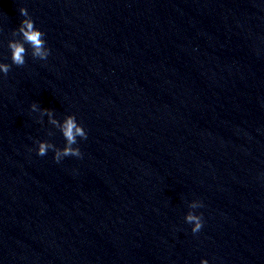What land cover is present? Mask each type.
Here are the masks:
<instances>
[{"label":"water","instance_id":"water-1","mask_svg":"<svg viewBox=\"0 0 264 264\" xmlns=\"http://www.w3.org/2000/svg\"><path fill=\"white\" fill-rule=\"evenodd\" d=\"M21 7L50 55L0 73V264H264V0H0L2 63Z\"/></svg>","mask_w":264,"mask_h":264},{"label":"clouds","instance_id":"clouds-1","mask_svg":"<svg viewBox=\"0 0 264 264\" xmlns=\"http://www.w3.org/2000/svg\"><path fill=\"white\" fill-rule=\"evenodd\" d=\"M19 13L24 19L20 22L19 27L13 31L14 37L19 36V39H12L8 42L10 50L11 64L0 62V73L4 76L10 72L12 65L22 67L26 63V55L28 50L25 45L27 44L31 49V56L33 59L47 60L50 55V49L46 45L45 33L35 27V23L29 15L26 8H19ZM33 112H40L41 118L47 115L49 123L60 130L66 143L63 148L56 147L49 141H36L38 145L37 155L43 157L51 150L54 153V161L60 163L65 157L82 158V153L79 147H74L77 144V138L87 139V132L85 128L77 122L75 115H67L63 121H59L54 117V113L49 109H40L37 103L31 105ZM42 122V119H41ZM52 133H49L51 135ZM203 207L202 202L194 200L189 204L191 209L185 216V221L192 224V233H198L203 227L202 213L197 215L194 211L197 208ZM201 264H208L207 260H202Z\"/></svg>","mask_w":264,"mask_h":264}]
</instances>
